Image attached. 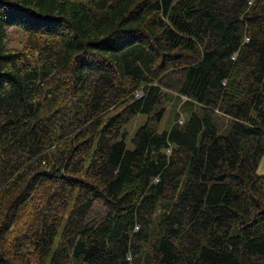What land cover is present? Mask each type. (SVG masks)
<instances>
[{"label":"trees","instance_id":"trees-1","mask_svg":"<svg viewBox=\"0 0 264 264\" xmlns=\"http://www.w3.org/2000/svg\"><path fill=\"white\" fill-rule=\"evenodd\" d=\"M262 155L264 0H0V264H264Z\"/></svg>","mask_w":264,"mask_h":264},{"label":"rangeland","instance_id":"rangeland-1","mask_svg":"<svg viewBox=\"0 0 264 264\" xmlns=\"http://www.w3.org/2000/svg\"><path fill=\"white\" fill-rule=\"evenodd\" d=\"M24 40H25V36L23 35L22 31L16 28H12V27L7 29V42L6 43L8 47L12 46V47L20 48L24 44ZM170 111H171V107H168L166 109L163 120L159 124V127H158L159 130H162L163 128H165L166 125H168L169 121L173 119V116ZM144 121H145V115H143V113L138 114L128 123L124 124V127H122V130L124 131V140L127 144V148H132L131 137L133 136L136 129L141 124H143ZM257 170L264 177V155H262V157L259 160Z\"/></svg>","mask_w":264,"mask_h":264},{"label":"built area","instance_id":"built-area-1","mask_svg":"<svg viewBox=\"0 0 264 264\" xmlns=\"http://www.w3.org/2000/svg\"><path fill=\"white\" fill-rule=\"evenodd\" d=\"M137 95L139 96V95H141V91L139 92H137ZM170 150L168 149V151L167 152H169Z\"/></svg>","mask_w":264,"mask_h":264}]
</instances>
